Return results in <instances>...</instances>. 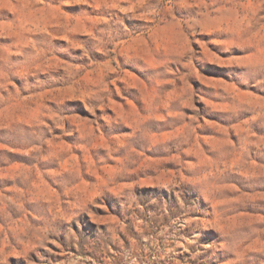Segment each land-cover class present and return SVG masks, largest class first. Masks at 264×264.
I'll return each mask as SVG.
<instances>
[{
	"label": "rangeland",
	"instance_id": "rangeland-1",
	"mask_svg": "<svg viewBox=\"0 0 264 264\" xmlns=\"http://www.w3.org/2000/svg\"><path fill=\"white\" fill-rule=\"evenodd\" d=\"M0 264H264V0H0Z\"/></svg>",
	"mask_w": 264,
	"mask_h": 264
}]
</instances>
